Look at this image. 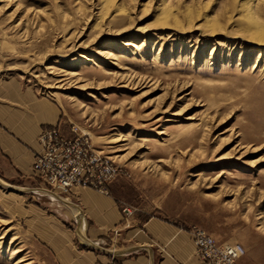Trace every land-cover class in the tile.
I'll return each mask as SVG.
<instances>
[{
    "label": "rangeland",
    "instance_id": "obj_1",
    "mask_svg": "<svg viewBox=\"0 0 264 264\" xmlns=\"http://www.w3.org/2000/svg\"><path fill=\"white\" fill-rule=\"evenodd\" d=\"M248 2L0 0V109L12 88L51 100L115 165L129 215L264 264V0ZM61 196L0 157V264H58L38 216Z\"/></svg>",
    "mask_w": 264,
    "mask_h": 264
},
{
    "label": "crops",
    "instance_id": "obj_2",
    "mask_svg": "<svg viewBox=\"0 0 264 264\" xmlns=\"http://www.w3.org/2000/svg\"><path fill=\"white\" fill-rule=\"evenodd\" d=\"M6 96L17 104L0 109V157L30 175L39 134L56 124V104L29 90L12 88ZM59 198L38 216L58 264H203L187 231L157 217L128 215L114 192L78 187Z\"/></svg>",
    "mask_w": 264,
    "mask_h": 264
},
{
    "label": "built area",
    "instance_id": "obj_3",
    "mask_svg": "<svg viewBox=\"0 0 264 264\" xmlns=\"http://www.w3.org/2000/svg\"><path fill=\"white\" fill-rule=\"evenodd\" d=\"M38 141L40 150L34 156L32 175L41 185L66 195L78 187L108 193L106 185L116 175L117 168L103 159L86 137H68L59 126H53L43 129ZM124 211L131 213L128 208ZM191 233L203 264H239L245 252L241 244H222L199 226H194Z\"/></svg>",
    "mask_w": 264,
    "mask_h": 264
},
{
    "label": "bare ground",
    "instance_id": "obj_4",
    "mask_svg": "<svg viewBox=\"0 0 264 264\" xmlns=\"http://www.w3.org/2000/svg\"><path fill=\"white\" fill-rule=\"evenodd\" d=\"M111 1L112 0H102V3L103 4H105V5H108V4H110L111 3ZM255 1L256 0H249V2H248V4H247V9L249 10L250 9V12H253V9H254V7H253V5H254V3H255ZM165 2V1H164ZM101 3V4H102ZM103 6V5H102ZM167 5L166 4H164L160 9H158V16H160L161 15V17L163 16V14L165 13V11L166 10H168L167 8L168 7H166ZM104 7V6H103ZM171 7V6H170ZM253 7V8H252ZM122 10V9H121ZM168 13V12H167ZM254 13V12H253ZM171 15V14H170ZM257 42V41H256ZM103 54H111L110 52H108L107 50H104L103 52H102V55ZM106 56H108V55H106ZM60 81V80H59Z\"/></svg>",
    "mask_w": 264,
    "mask_h": 264
}]
</instances>
